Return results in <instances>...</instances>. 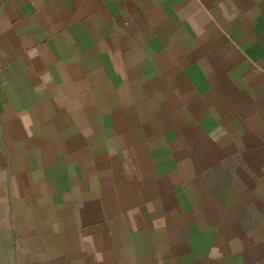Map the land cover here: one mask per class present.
Masks as SVG:
<instances>
[{"label": "crops", "instance_id": "1", "mask_svg": "<svg viewBox=\"0 0 264 264\" xmlns=\"http://www.w3.org/2000/svg\"><path fill=\"white\" fill-rule=\"evenodd\" d=\"M0 264H264V0H0Z\"/></svg>", "mask_w": 264, "mask_h": 264}]
</instances>
